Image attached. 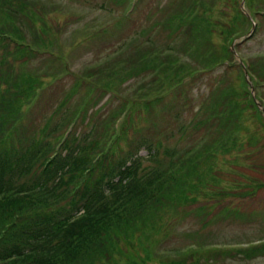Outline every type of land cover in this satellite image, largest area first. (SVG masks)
Returning <instances> with one entry per match:
<instances>
[{
  "label": "rangeland",
  "instance_id": "rangeland-1",
  "mask_svg": "<svg viewBox=\"0 0 264 264\" xmlns=\"http://www.w3.org/2000/svg\"><path fill=\"white\" fill-rule=\"evenodd\" d=\"M6 1L17 16L5 25L30 46L18 54L0 43V82L11 79L1 88L17 99L1 148L43 150V158L68 139L69 148L92 145L94 160L138 152L150 170L157 165L141 148L158 133L168 135L166 168L197 160L194 193L98 264H165L194 243L230 251L264 241V0ZM128 111L122 135L118 117ZM257 255L252 263L264 264ZM218 257L242 264L244 256Z\"/></svg>",
  "mask_w": 264,
  "mask_h": 264
},
{
  "label": "trees",
  "instance_id": "trees-1",
  "mask_svg": "<svg viewBox=\"0 0 264 264\" xmlns=\"http://www.w3.org/2000/svg\"><path fill=\"white\" fill-rule=\"evenodd\" d=\"M0 9V43L13 42L19 54L30 45L25 42V34L5 25V20L12 17L11 21H16L17 16L9 12L8 1L0 0ZM196 23L199 27L203 24L201 20ZM187 25L184 23L185 31ZM210 51L211 62L214 51ZM10 80L0 82V135L16 123L6 121L16 116L13 102L17 99L8 101L12 95H5L9 91L1 88L9 85ZM147 107L149 116L153 101ZM129 111L118 117L122 118L118 127L122 135H126L124 123L129 121ZM178 114L177 111L175 116ZM164 137L168 139V135ZM164 137L157 133L141 148L148 149L150 160L157 165L146 170L138 152L119 162L111 158L114 164L103 152L94 160L90 153L92 145L78 143L69 148L70 141L66 139L56 152L42 158L39 156L43 150L1 148L4 141L0 136V264L108 263L122 239L154 224L165 210L176 207L179 199L188 195L186 192L194 193L196 182H200L197 160L188 165H179L178 161L171 168L164 166L165 156H170L162 149ZM65 144L68 147H63ZM103 165L105 175L100 176ZM199 217L206 218L207 224L206 213ZM159 233L158 227L152 234ZM259 242L230 251H220L216 248L219 244L211 247L194 243L180 250L184 255L180 260H160L165 264H221L219 255L235 252L243 254L244 264H253L257 254L264 252V241Z\"/></svg>",
  "mask_w": 264,
  "mask_h": 264
},
{
  "label": "water",
  "instance_id": "water-1",
  "mask_svg": "<svg viewBox=\"0 0 264 264\" xmlns=\"http://www.w3.org/2000/svg\"><path fill=\"white\" fill-rule=\"evenodd\" d=\"M244 2L242 3V5H241V8L243 9V7H244ZM247 16L249 17V15L247 14ZM255 28H256V24L255 23H253V30L250 32V33H248L246 36H244L243 37V40H246L247 38H249L251 35H252V33H253V31L255 30ZM247 75V74H246Z\"/></svg>",
  "mask_w": 264,
  "mask_h": 264
}]
</instances>
